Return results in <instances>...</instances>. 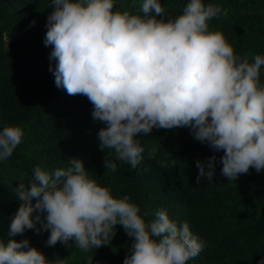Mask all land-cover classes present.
Instances as JSON below:
<instances>
[{
  "label": "clouds",
  "instance_id": "clouds-1",
  "mask_svg": "<svg viewBox=\"0 0 264 264\" xmlns=\"http://www.w3.org/2000/svg\"><path fill=\"white\" fill-rule=\"evenodd\" d=\"M51 4L44 45L52 46L49 58L56 63L49 71L58 88L87 97L93 106V120L105 125L98 133L101 150H114L118 160L136 168L145 151L138 134L187 127L195 140L223 152L220 171L228 181L250 169L264 170V56L250 63L235 54L221 32L208 30L221 7L190 0L173 19L164 16L158 0H143V15L113 11L114 0ZM23 135L18 126H3L0 161L11 157ZM156 151L149 147L148 157ZM215 161L213 155L206 166L196 162L197 183L212 182ZM69 163L51 174L36 166L28 186L13 189L22 203L10 217L9 239L0 240V264H51L27 239H13L26 230L41 231L34 212L43 216L49 247L58 242L71 247L72 241L87 253L109 245L120 225L132 238L123 264H187L203 251L204 242L187 222L178 225L159 210L146 223L128 196L114 198L88 176L80 160ZM104 167L117 169L106 160Z\"/></svg>",
  "mask_w": 264,
  "mask_h": 264
},
{
  "label": "trees",
  "instance_id": "trees-1",
  "mask_svg": "<svg viewBox=\"0 0 264 264\" xmlns=\"http://www.w3.org/2000/svg\"><path fill=\"white\" fill-rule=\"evenodd\" d=\"M158 2L164 16L174 19L190 0ZM202 2L222 8L217 18L208 21V30L221 32L236 55L246 56L250 63L254 56H264V0ZM142 3L114 0L113 11L143 15ZM53 10L51 0H0V130L5 125L18 126L24 133L11 157L0 161V240L9 239L10 217L22 203L13 189L20 183L27 187L36 166L51 174L71 167L69 160L75 158L114 198L128 196L146 223L159 210L178 225L187 222L193 235L204 242L203 251L187 264H258L264 259V170L250 169L249 174L228 181L220 171L223 152L195 140L187 127L138 134L136 139L145 151L136 168L118 160L114 150H101L98 133L105 125L93 120V106L87 97L70 96L58 88L49 71L56 61L50 60L52 46H45L44 38ZM260 80L264 83V66ZM151 146L157 151L150 159ZM213 155L212 182L202 178L197 183L196 162L206 166ZM105 160L116 163L115 172L104 167ZM37 215L41 214L34 212L32 218L41 231L26 230L13 239H27L51 264H88L90 256L93 264H123L128 255L132 238L120 225L109 245L87 253L72 241L71 247L59 242L46 246L49 232L41 227L42 215L41 221H35Z\"/></svg>",
  "mask_w": 264,
  "mask_h": 264
}]
</instances>
